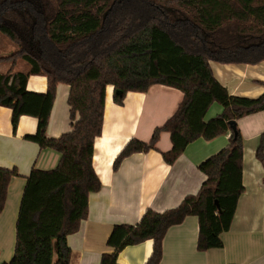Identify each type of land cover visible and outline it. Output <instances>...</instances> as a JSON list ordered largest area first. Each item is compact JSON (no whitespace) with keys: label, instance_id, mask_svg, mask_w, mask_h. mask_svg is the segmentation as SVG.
I'll list each match as a JSON object with an SVG mask.
<instances>
[{"label":"trees","instance_id":"1","mask_svg":"<svg viewBox=\"0 0 264 264\" xmlns=\"http://www.w3.org/2000/svg\"><path fill=\"white\" fill-rule=\"evenodd\" d=\"M0 37L16 50L0 56V107L11 110L13 131L21 116L37 120L25 140L59 154L50 170L32 169L23 189L15 223L12 257L3 264H69L67 236L86 219L88 196L101 189L92 167L93 143L101 135L105 89L123 105L128 92L145 93L153 85L179 90L176 111L148 141L131 139L113 169L135 153L157 150L162 132L171 148L162 152L171 165L195 140L230 133L225 148L201 162L205 176L198 192L161 213L146 209L135 225H114L106 240L110 252L99 264H118L124 248L151 240L145 264H159L167 230L187 217L198 220L196 248L222 247L243 193L242 138L236 121L264 112L257 98L231 95L211 70L220 64L264 61V0H0ZM28 68L16 70L17 60ZM44 76V93L29 92V76ZM69 87L70 130L49 138L46 129L58 84ZM216 103L222 112L205 121ZM235 122L232 131L230 122ZM255 157L264 163V132ZM15 169L0 167V213ZM217 202V205H216Z\"/></svg>","mask_w":264,"mask_h":264},{"label":"crops","instance_id":"2","mask_svg":"<svg viewBox=\"0 0 264 264\" xmlns=\"http://www.w3.org/2000/svg\"><path fill=\"white\" fill-rule=\"evenodd\" d=\"M209 65L219 83L229 94L257 98L264 93V61L258 64ZM2 66V67H1ZM7 65H0V72ZM29 92L44 93V76H29ZM69 87L58 84L49 116L46 135L58 138L70 130L67 98ZM113 88L105 89L101 135L94 140L92 167L101 189L88 196L87 217L76 233L67 236L71 250L69 264H99L103 253L110 252L106 240L114 225H135L146 209L155 212L176 207L184 197L196 194L205 180L198 165L228 144L230 133L206 141L199 138L189 144L171 165L161 156L171 148L169 134L159 135L156 147L147 153H135L114 170L117 155L131 139L148 141L176 111L183 94L174 88L153 85L145 93L128 92L123 105L113 102ZM222 112L213 103L205 121ZM242 138V185L230 229L221 234L222 247L200 252L196 248L198 220L189 216L181 224L169 228L162 241L159 264H264V163L255 157L259 137L264 132V112L236 121ZM37 120L21 116L13 131L11 110L0 107V167L18 173L8 185L5 204L0 213V264L12 257L15 223L26 183L32 169L56 167L59 154L41 150L25 140L36 131ZM151 240L124 248L117 255L118 264H145L152 252Z\"/></svg>","mask_w":264,"mask_h":264},{"label":"rangeland","instance_id":"3","mask_svg":"<svg viewBox=\"0 0 264 264\" xmlns=\"http://www.w3.org/2000/svg\"><path fill=\"white\" fill-rule=\"evenodd\" d=\"M16 50L15 45L10 43L7 39L0 37V56H7L12 54ZM16 70L23 71L28 68V66L22 62L20 59L16 62ZM0 65H7V64H0ZM8 66V65H7ZM2 67V66H1Z\"/></svg>","mask_w":264,"mask_h":264},{"label":"water","instance_id":"4","mask_svg":"<svg viewBox=\"0 0 264 264\" xmlns=\"http://www.w3.org/2000/svg\"><path fill=\"white\" fill-rule=\"evenodd\" d=\"M230 128L231 130L233 131L235 129V122H230ZM216 205H217V202H216Z\"/></svg>","mask_w":264,"mask_h":264}]
</instances>
